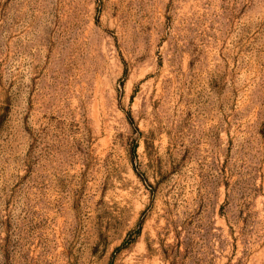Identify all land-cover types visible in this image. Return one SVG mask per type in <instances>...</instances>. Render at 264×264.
<instances>
[{
  "label": "rangeland",
  "instance_id": "374dc122",
  "mask_svg": "<svg viewBox=\"0 0 264 264\" xmlns=\"http://www.w3.org/2000/svg\"><path fill=\"white\" fill-rule=\"evenodd\" d=\"M0 264H264V0H0Z\"/></svg>",
  "mask_w": 264,
  "mask_h": 264
},
{
  "label": "trees",
  "instance_id": "16d2710c",
  "mask_svg": "<svg viewBox=\"0 0 264 264\" xmlns=\"http://www.w3.org/2000/svg\"><path fill=\"white\" fill-rule=\"evenodd\" d=\"M129 241H127L125 244H124V246L128 243Z\"/></svg>",
  "mask_w": 264,
  "mask_h": 264
}]
</instances>
